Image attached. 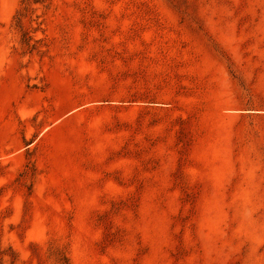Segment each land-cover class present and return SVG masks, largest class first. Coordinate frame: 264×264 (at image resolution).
<instances>
[{
    "label": "rangeland",
    "instance_id": "374dc122",
    "mask_svg": "<svg viewBox=\"0 0 264 264\" xmlns=\"http://www.w3.org/2000/svg\"><path fill=\"white\" fill-rule=\"evenodd\" d=\"M0 264H264V0H0Z\"/></svg>",
    "mask_w": 264,
    "mask_h": 264
}]
</instances>
